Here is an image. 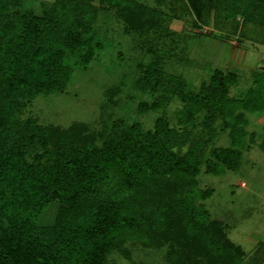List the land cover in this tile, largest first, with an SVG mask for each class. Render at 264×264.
I'll use <instances>...</instances> for the list:
<instances>
[{
	"label": "trees",
	"instance_id": "16d2710c",
	"mask_svg": "<svg viewBox=\"0 0 264 264\" xmlns=\"http://www.w3.org/2000/svg\"><path fill=\"white\" fill-rule=\"evenodd\" d=\"M18 1L0 0V264H106L111 251L134 239L165 243L168 264H240L244 250L228 237L224 220L212 217L204 205L211 189L198 187L203 137L192 141L164 120L153 132H144L139 123H114L95 134L83 122L48 129L21 118L25 104L38 93L60 90L69 76L64 52L40 31L60 27L61 40L74 46L84 18L79 11L68 22H60L56 13L39 17L22 10ZM99 3L100 11L114 10L127 30L149 31L155 25L148 16L155 10L138 0ZM226 10L232 15L262 11L258 2L244 5L242 0H226ZM36 20H44L39 29ZM155 58L140 77L153 90L167 88L181 97L183 124H194L214 105L227 113L223 103L229 99L184 91ZM256 101L255 90L236 100L245 110L264 107ZM161 103L157 97L139 108L148 111ZM229 126L233 135L236 126ZM183 142L186 149H176ZM260 147L264 152V141ZM212 153L218 161L214 174L240 165L234 149ZM51 203H56L52 221L40 223Z\"/></svg>",
	"mask_w": 264,
	"mask_h": 264
},
{
	"label": "rangeland",
	"instance_id": "374dc122",
	"mask_svg": "<svg viewBox=\"0 0 264 264\" xmlns=\"http://www.w3.org/2000/svg\"><path fill=\"white\" fill-rule=\"evenodd\" d=\"M138 1L155 10L148 14L155 22L149 31L125 29L114 10L100 11L99 0L18 1L22 10L39 17L56 13L60 22H68L79 11L84 18L76 27L79 34L75 35L74 46L61 40L60 27L50 32L43 27L40 31L54 49L64 52L69 76L63 79L60 90L38 93L23 106L20 116L31 117L48 129L83 122L95 134L114 123H139L144 132H153L154 125L164 120L192 141L203 137L206 147L198 187L212 191L204 205L212 217L224 220L228 237L244 250L240 264H261L264 152L260 146L264 141V107L245 110L236 100L255 90L257 104L264 103V0H242L244 5L258 2L262 11L256 14L247 10L237 15L224 11L226 0ZM36 22L40 24L38 29L44 24V20ZM155 57L184 91L229 99L223 103L227 113L217 112L214 105L200 112L194 124H183L185 104L181 97L167 88L153 90L140 77ZM157 97L162 101L157 108L140 110L141 102L151 103ZM239 116L241 122L237 123ZM229 125L236 126L233 135ZM184 147L186 142L176 149L182 151ZM226 147L240 153V165L236 170L214 174L212 166L218 161L212 150ZM55 212L56 203L49 204L40 223L52 221ZM167 251L165 243L129 240L122 250L108 254L106 264H168Z\"/></svg>",
	"mask_w": 264,
	"mask_h": 264
}]
</instances>
